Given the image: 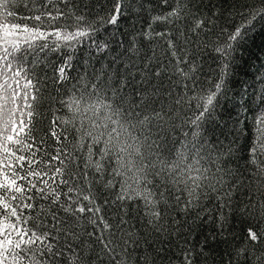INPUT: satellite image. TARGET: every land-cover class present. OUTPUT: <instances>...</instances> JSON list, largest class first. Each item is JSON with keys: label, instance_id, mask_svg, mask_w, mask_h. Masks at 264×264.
<instances>
[{"label": "snow or ice", "instance_id": "obj_1", "mask_svg": "<svg viewBox=\"0 0 264 264\" xmlns=\"http://www.w3.org/2000/svg\"><path fill=\"white\" fill-rule=\"evenodd\" d=\"M261 33L264 0H0V264H264V84L203 134Z\"/></svg>", "mask_w": 264, "mask_h": 264}, {"label": "trees", "instance_id": "obj_2", "mask_svg": "<svg viewBox=\"0 0 264 264\" xmlns=\"http://www.w3.org/2000/svg\"><path fill=\"white\" fill-rule=\"evenodd\" d=\"M84 55L86 57L87 53L85 52ZM54 62H58V59L54 60ZM209 65L215 67L211 57L207 59V63L204 65L205 73L209 72ZM262 65H264V33L259 34L255 38L254 43L243 54V60L238 61L237 67L233 69V74L227 78L229 82L226 85V94L219 97V105L214 110L212 119L205 125L203 134L212 137L214 133L215 137L224 141V136L220 134L221 130L227 133L237 118V114L243 111L244 103L249 101V97H255L259 94V90L264 84V66ZM257 69L260 70L259 74ZM68 87L71 88V84ZM48 91L52 92L51 86H49ZM242 97L243 100L241 99ZM255 106L254 104L253 107ZM44 107L46 109L47 105ZM56 107L57 105L54 103L53 108L55 109ZM217 124H219V127L216 126ZM224 142L227 143V141ZM243 142V137H241L240 143ZM239 155L243 156L246 153H240ZM237 163L243 166L246 161L237 159ZM246 227V223L241 218L234 216L229 230L234 231L238 236H242ZM209 264H212V262L209 261Z\"/></svg>", "mask_w": 264, "mask_h": 264}]
</instances>
